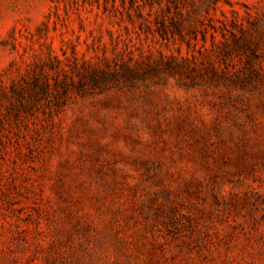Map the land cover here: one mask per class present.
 <instances>
[{"label": "rangeland", "instance_id": "1", "mask_svg": "<svg viewBox=\"0 0 264 264\" xmlns=\"http://www.w3.org/2000/svg\"><path fill=\"white\" fill-rule=\"evenodd\" d=\"M0 264H264V0H0Z\"/></svg>", "mask_w": 264, "mask_h": 264}]
</instances>
